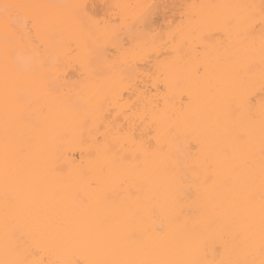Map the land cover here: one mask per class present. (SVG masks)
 Returning a JSON list of instances; mask_svg holds the SVG:
<instances>
[{
	"label": "snow or ice",
	"instance_id": "snow-or-ice-1",
	"mask_svg": "<svg viewBox=\"0 0 264 264\" xmlns=\"http://www.w3.org/2000/svg\"><path fill=\"white\" fill-rule=\"evenodd\" d=\"M257 92L264 0L0 3V264H264Z\"/></svg>",
	"mask_w": 264,
	"mask_h": 264
},
{
	"label": "bare ground",
	"instance_id": "bare-ground-1",
	"mask_svg": "<svg viewBox=\"0 0 264 264\" xmlns=\"http://www.w3.org/2000/svg\"><path fill=\"white\" fill-rule=\"evenodd\" d=\"M5 2V0H0V3ZM39 2H73V0H39ZM83 2H89V3H107V4H117V3H128V4H135L137 2H141V0H83ZM147 2H151V0H147ZM183 2L185 3H224V2H243V0H183ZM119 9H113L110 13H109V20H115L117 18V16L119 15ZM260 37V29L259 27H257L254 32L252 33V38L254 39H259ZM209 39H213V37H209ZM146 68H153V66L155 65V60H148L146 59L144 62H142ZM145 67H141L139 69L140 74L142 75V78L145 79L147 81V77L143 76V73L146 70ZM147 86V84L145 85ZM125 99L127 100L128 97L126 96ZM177 106H181V101L179 100V98L176 100ZM261 103H264V93H259L257 92V94L255 96H253L250 100V108L251 109H255V107ZM191 144H195L196 141L195 139L190 141ZM65 162L67 164H72L75 163L74 161L71 160V155L70 153H65L64 156ZM142 234L137 233L135 234V236L133 237V239H142ZM212 255H215V253L212 250H209V256L211 257Z\"/></svg>",
	"mask_w": 264,
	"mask_h": 264
}]
</instances>
